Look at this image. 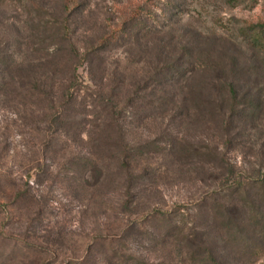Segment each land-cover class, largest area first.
Returning a JSON list of instances; mask_svg holds the SVG:
<instances>
[{"label":"rangeland","instance_id":"rangeland-1","mask_svg":"<svg viewBox=\"0 0 264 264\" xmlns=\"http://www.w3.org/2000/svg\"><path fill=\"white\" fill-rule=\"evenodd\" d=\"M259 21L0 0V264H264Z\"/></svg>","mask_w":264,"mask_h":264},{"label":"trees","instance_id":"trees-1","mask_svg":"<svg viewBox=\"0 0 264 264\" xmlns=\"http://www.w3.org/2000/svg\"><path fill=\"white\" fill-rule=\"evenodd\" d=\"M255 26L258 27V29H261L264 31V21H259V23ZM255 44H257V43H255Z\"/></svg>","mask_w":264,"mask_h":264}]
</instances>
